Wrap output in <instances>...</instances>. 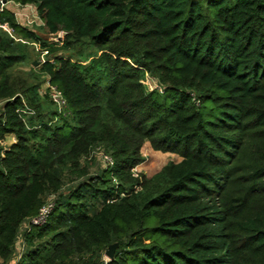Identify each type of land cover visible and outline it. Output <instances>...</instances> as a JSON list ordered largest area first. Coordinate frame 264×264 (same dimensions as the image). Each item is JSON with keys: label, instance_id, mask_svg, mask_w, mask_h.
<instances>
[{"label": "trees", "instance_id": "1", "mask_svg": "<svg viewBox=\"0 0 264 264\" xmlns=\"http://www.w3.org/2000/svg\"><path fill=\"white\" fill-rule=\"evenodd\" d=\"M11 1L36 5L67 44L91 40L108 81L55 57L43 71L65 104L47 94L55 110L27 116L9 76L23 57L0 29V264H264V209L240 217L246 200L219 197L240 127L264 142V0ZM0 21L47 44L10 13ZM146 142L181 162L139 179ZM99 147L114 164L90 175ZM250 178L264 193V168ZM52 196L48 222L27 229Z\"/></svg>", "mask_w": 264, "mask_h": 264}, {"label": "rangeland", "instance_id": "2", "mask_svg": "<svg viewBox=\"0 0 264 264\" xmlns=\"http://www.w3.org/2000/svg\"><path fill=\"white\" fill-rule=\"evenodd\" d=\"M41 22L43 23V20L39 14V20L34 22L29 29L35 31L39 37L47 42L44 46L42 43L22 37L14 29L11 32L1 31L9 40L13 41V45L17 49L16 53L23 57L22 62L9 71L11 88L16 91L17 96L20 94L23 96L24 104L33 109L35 114L38 110V115L44 114L46 116L49 111L55 110V107L51 105L47 97L50 84L48 76L43 71L45 62H53L55 57L61 56L85 68L96 81H103V78L108 81V76L106 75L107 71L100 62L103 57V50L94 46L91 40L72 38L67 44L64 41L66 35L62 31L60 39H54L51 34L46 33ZM34 63H38V66H35ZM132 63H135V61L132 60ZM142 83L150 91L157 87L156 79L148 73L144 74ZM28 101H31L33 105L29 106ZM3 103L0 101V113ZM237 136L238 148L235 156L230 159L228 166L230 169L229 180L219 192V197L222 205L226 207L225 209L231 206L238 207L243 200H246L247 206L240 208L239 215L243 217L253 215L254 212L264 209V193H260L261 191L256 190L257 186H254L255 183L260 182L257 179L250 178L254 177V173L264 168V158L262 157L264 142L259 131L252 125L243 124ZM14 139L17 140V138ZM10 140L12 139H8V141ZM2 145L6 146L7 144L3 142ZM141 153L145 161L134 171L135 176L139 179H152L169 163H179L182 160L175 154L154 151L149 142L143 145ZM103 154H106V151L102 147L96 148L92 152V160H89L92 163L90 165V175L105 169V163L102 159ZM66 189H68V186L65 187ZM91 202L95 201L92 200ZM25 250L26 248L22 252L24 255ZM104 260H110L106 253L104 254ZM15 263L16 261H13V264Z\"/></svg>", "mask_w": 264, "mask_h": 264}, {"label": "built area", "instance_id": "3", "mask_svg": "<svg viewBox=\"0 0 264 264\" xmlns=\"http://www.w3.org/2000/svg\"><path fill=\"white\" fill-rule=\"evenodd\" d=\"M4 13H10L11 15L14 16V19L18 25H21L28 29L33 25L34 22H37L39 20L38 8L36 5L33 4L23 5L11 0H0V17ZM41 25L43 26L42 22ZM0 29H3L7 32H11L13 30V28H11V26L8 23H2L1 21H0ZM156 88L160 89L158 85ZM49 97L60 109L63 108L65 102L62 98L61 93L51 85L49 86ZM23 114L27 116H31V115H35V111L29 108L28 106H26V108L23 110ZM102 159L106 166L108 167L113 166L114 161L109 155L103 154ZM48 201L49 202L44 207L41 208L37 217L31 219L27 223V229L31 230L30 228L34 226H44L48 222L49 215L51 214L53 208L55 207V196H52ZM24 248H25V243L24 240L21 239L19 241V244H17L16 254L18 259L22 257L23 255L22 252Z\"/></svg>", "mask_w": 264, "mask_h": 264}, {"label": "water", "instance_id": "4", "mask_svg": "<svg viewBox=\"0 0 264 264\" xmlns=\"http://www.w3.org/2000/svg\"><path fill=\"white\" fill-rule=\"evenodd\" d=\"M62 32L59 31L58 33L54 34V35H51V37H53L54 39H58L60 37V34ZM60 39V38H59ZM35 66H38V63H34ZM118 247V244H114V245H111L108 250L106 251V255L107 257L112 260L114 258V255H115V251Z\"/></svg>", "mask_w": 264, "mask_h": 264}, {"label": "crops", "instance_id": "5", "mask_svg": "<svg viewBox=\"0 0 264 264\" xmlns=\"http://www.w3.org/2000/svg\"><path fill=\"white\" fill-rule=\"evenodd\" d=\"M14 138H16L14 135L7 136L6 140L4 141L5 144H7L5 147H10L13 143H15L16 141ZM8 139H12V140L8 141Z\"/></svg>", "mask_w": 264, "mask_h": 264}]
</instances>
